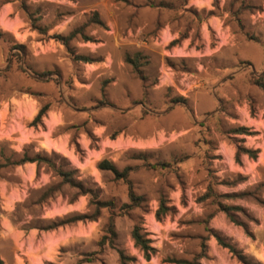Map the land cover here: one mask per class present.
Listing matches in <instances>:
<instances>
[{
    "label": "rangeland",
    "instance_id": "rangeland-1",
    "mask_svg": "<svg viewBox=\"0 0 264 264\" xmlns=\"http://www.w3.org/2000/svg\"><path fill=\"white\" fill-rule=\"evenodd\" d=\"M213 235L264 264V0H0L6 258L242 264Z\"/></svg>",
    "mask_w": 264,
    "mask_h": 264
},
{
    "label": "trees",
    "instance_id": "trees-1",
    "mask_svg": "<svg viewBox=\"0 0 264 264\" xmlns=\"http://www.w3.org/2000/svg\"><path fill=\"white\" fill-rule=\"evenodd\" d=\"M62 39V38H59ZM65 44V43H64ZM127 62H130L132 65H134L136 68L138 67L136 62L134 61H130V60H126ZM40 77H46L48 75H50V72H42L40 74H37ZM48 110L47 106L42 107L38 114L35 117V121H40V119L42 118V116L46 113V111ZM238 134H242L245 132V130L243 128L238 129ZM239 152H245L247 154H251L250 151L247 150H243L242 148H238V151L236 153V155L238 156ZM33 162H45L48 163V160L44 159V158H38V157H34V158H28V157H23L21 160H19L18 162H11L10 160H7L5 162V164H3V166L5 165H22L25 163H33ZM98 169L100 170H104V171H110L112 172L117 178L120 179H124L126 181V183L128 184V189H129V199L131 201V204H133L134 206H136L139 201L140 198H138L137 196L134 195L132 188H131V182L128 180V172L129 169H125L122 172H119L116 167L111 163L108 162L106 160L101 161L98 164ZM63 177H66V174H60ZM67 182H71L70 179L65 178L64 179ZM101 205H105V204H101ZM160 208L163 209V204L160 205ZM159 215V212H157V216ZM108 233L111 236L110 238H113L115 236V232H114V227H113V221L112 218L109 221V225H108ZM132 239L134 241V244L136 247L139 248L140 251L143 252L144 257L146 260L150 259V254L152 252H154V249L151 248L150 246V241L147 240L143 235H141L139 233V229L138 228H134L132 231ZM214 238L216 239L217 243L219 246H221L222 248L228 249V251L237 258V260L239 262H241L242 264H249L246 257L239 251H237L233 246L225 243L219 236L217 235H213ZM120 259L123 261L125 260V257L121 254L120 255ZM0 264H4L3 261L0 259ZM80 264V263H77ZM159 264H199L198 261H188V260H179V259H174V258H170V259H166L162 262H159Z\"/></svg>",
    "mask_w": 264,
    "mask_h": 264
},
{
    "label": "crops",
    "instance_id": "crops-1",
    "mask_svg": "<svg viewBox=\"0 0 264 264\" xmlns=\"http://www.w3.org/2000/svg\"><path fill=\"white\" fill-rule=\"evenodd\" d=\"M31 172V169H29V173ZM26 244H24V247L26 248V250L27 251H29V250H31L32 249V247H31V245H30V241H26L25 242ZM12 245L13 246H15L16 245V240H15V238L13 239V241H12ZM1 246V245H0ZM1 250V249H0ZM0 259L3 261V263L4 264H24V263H19L18 261H15V263H13L12 262V260H8L7 258H6V256L0 251ZM28 264V263H27Z\"/></svg>",
    "mask_w": 264,
    "mask_h": 264
},
{
    "label": "bare ground",
    "instance_id": "bare-ground-1",
    "mask_svg": "<svg viewBox=\"0 0 264 264\" xmlns=\"http://www.w3.org/2000/svg\"><path fill=\"white\" fill-rule=\"evenodd\" d=\"M50 120H52V119H50ZM51 145V144H50ZM59 145V144H58ZM60 146V148H58V149H60V150H64V147L63 146H61V145H59Z\"/></svg>",
    "mask_w": 264,
    "mask_h": 264
}]
</instances>
